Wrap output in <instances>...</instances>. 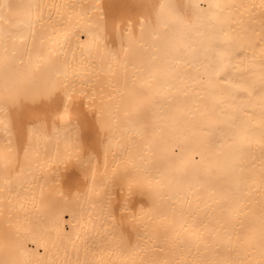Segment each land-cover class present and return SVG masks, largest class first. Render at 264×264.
I'll return each instance as SVG.
<instances>
[{
	"label": "bare ground",
	"instance_id": "6f19581e",
	"mask_svg": "<svg viewBox=\"0 0 264 264\" xmlns=\"http://www.w3.org/2000/svg\"><path fill=\"white\" fill-rule=\"evenodd\" d=\"M262 5L0 0V264L257 261Z\"/></svg>",
	"mask_w": 264,
	"mask_h": 264
},
{
	"label": "snow or ice",
	"instance_id": "6c2138e0",
	"mask_svg": "<svg viewBox=\"0 0 264 264\" xmlns=\"http://www.w3.org/2000/svg\"><path fill=\"white\" fill-rule=\"evenodd\" d=\"M264 7V5H262ZM262 85H264V75H262ZM72 97L70 95H66L64 101H63V110L65 116L70 117L71 113L69 111V105L71 102ZM8 98L5 99V104H7ZM4 107H0V111H4ZM31 132V130H29ZM20 135L23 136V128L20 129ZM217 250L219 249V245L216 246ZM253 249H255V245L252 246ZM229 252L232 251V246L228 245ZM217 255H219V251H217ZM201 264H264V208H262L261 213V234H260V241H259V259L257 261L252 260H246L244 258H241L239 253H236V257L225 255L222 259L215 260L212 262H201Z\"/></svg>",
	"mask_w": 264,
	"mask_h": 264
}]
</instances>
